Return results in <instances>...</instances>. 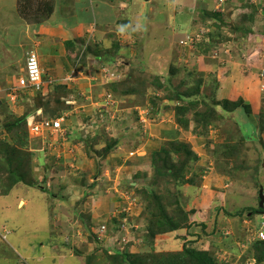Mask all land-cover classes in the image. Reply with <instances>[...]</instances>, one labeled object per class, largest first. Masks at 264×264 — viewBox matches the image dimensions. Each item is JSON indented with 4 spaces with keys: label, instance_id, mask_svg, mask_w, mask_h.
Segmentation results:
<instances>
[{
    "label": "rangeland",
    "instance_id": "1",
    "mask_svg": "<svg viewBox=\"0 0 264 264\" xmlns=\"http://www.w3.org/2000/svg\"><path fill=\"white\" fill-rule=\"evenodd\" d=\"M5 1L8 0H0L2 3ZM47 1L52 2L44 0L45 5L41 7L39 0H16L15 10L0 3V264H197V261L183 255V247L205 251L215 264H264V261L259 263L256 255H253L252 243H246L247 236L249 240L253 236L246 232L245 225V221H249L250 226H257L262 215L252 214L251 208L257 206L259 190L262 189L256 175L259 170L264 174L263 166H259L264 161V127L261 125L264 123V111L255 117L256 121L259 120V129L253 133L249 143L237 141L231 150L226 151L225 162H208L210 156L205 159L202 157L206 155L200 158L196 155L197 160L188 168L186 177H191L192 183L198 184L204 179L202 184L207 187L201 193L206 204L191 205V198L187 199L190 196L185 193L189 186L187 184L175 187L172 180L158 181L156 184L150 155L158 144L161 146L166 141L158 143L155 136L147 133L139 135L140 139L136 138L144 131L139 130L138 113L146 117V125L153 127L163 122L173 124L174 120L185 117L189 121L178 125L182 128L177 131L181 139L176 140L183 142L188 135L186 138L191 140L188 144L200 151L201 155L209 147L213 148V145L209 146L208 135L204 132L210 131L211 135L214 128L219 126L215 121L204 127V115L212 109L213 100L218 101L212 79L214 75H228V67L232 62L238 65L242 74H246L247 63H252V54L256 51L255 48L251 50L254 45L261 48L264 58V11L255 10L248 16L241 7L232 5V0H226L221 5L215 4V0H206L204 4H197L195 0H180L174 9H168V4L164 7L166 0H126L125 3L123 0H111L113 6H117L115 17H118V21H124L123 27L120 22L115 24L116 29L121 26L120 39L123 37L128 42V33L138 32L141 26L143 36L139 37L138 42L132 40V44L120 46L116 60L104 59L106 65L99 67L97 72L101 70L102 73L97 77L90 74L88 57H93L96 51L110 50L113 39H109V42L106 39V46H103L96 30L94 34L88 32L83 42L76 40L72 45H65L66 59L74 61L73 64L80 70L76 71L72 79L76 86L64 85V89L55 87L44 94L13 92L10 87L12 81L21 74L26 53L35 50L39 61L44 57L45 50L36 45L32 47L31 42L36 39L33 29L48 16V8L45 7ZM22 6L28 9H22ZM190 8L196 10V15L194 11H188ZM127 13L130 20L127 19ZM68 17L71 18V14ZM69 21L72 22V19ZM124 25L129 28L124 29ZM251 25L252 34L260 40L257 44L253 36H242L243 28H250ZM115 26H110V29ZM96 28L101 29V26L97 24ZM21 29L22 35L17 32ZM189 36L197 40L192 43L186 41ZM248 37L251 38L249 41ZM94 45L93 50L86 48ZM74 53L76 57L71 59ZM109 70L115 73L113 77L108 76ZM262 72L259 73V81L264 84ZM84 74L92 77L94 83L98 81L94 85L96 88L92 86L89 89L91 93L86 89L82 91L78 86V79ZM106 93L119 103V108H129L119 112L122 114L120 120L118 112L114 115L110 113L115 106L109 103L100 112L95 109L94 115L102 116L97 117L96 121L77 115L78 125H73L71 132L62 139L57 135L42 138L44 144L41 139L33 138L23 123L25 114L36 109H42L52 116L75 108L79 109L81 115L83 111L79 107L88 103L87 99ZM62 98L73 102V107H69ZM180 106L183 110L177 109ZM216 111L222 112L219 107ZM230 112L226 111V121L232 130L235 127L229 120L233 119ZM212 116L215 118V114ZM109 118H114L111 123ZM100 120L105 122L101 123ZM195 123H198L199 131L204 135H197ZM124 127H128L127 131L123 130ZM140 143L147 146L148 158L147 164H143L142 170H139L142 172L136 175L140 183L138 188H148L151 183V186L156 184L161 192L166 193L164 187L168 186L169 192L164 194L167 195L165 202L173 204L162 206V200L158 208L157 204L154 206L148 199L144 200L140 189L130 186L127 181L126 188L121 185L115 192L114 200L118 198L116 207L106 213V219L94 220L92 225L95 213L87 211L89 208L82 199L86 200L93 193L91 190L99 189V184H103L99 167L111 164L106 156H110L113 151L119 152L121 144V148L126 150V147L139 148ZM42 145L47 147L43 148ZM216 147L220 150V146L215 144L212 153L216 152ZM247 157L249 161H254L247 163ZM80 158L91 163L89 170L82 171L81 163L78 162ZM174 158L177 159L176 156ZM146 168L150 170L146 171L147 174ZM215 169L231 176V180L226 178L220 182L221 176L215 175ZM122 171L125 172L126 168ZM229 181L234 182L229 184ZM261 182L264 186V180ZM227 183L229 187L220 190ZM11 184L13 189L9 191ZM105 185H100L104 187L102 191L107 190ZM236 186L241 188L238 199L232 196ZM20 198L26 203L22 206L21 201L18 207ZM195 207L204 212L200 211L201 214L194 219L190 217L194 224L188 226L189 219H186L185 213L188 211L192 215L191 211ZM57 215L59 218H68L59 227L64 233L60 234L65 249L55 246L53 254L56 252L57 255L50 257L52 251L49 245L54 232L51 225H59L60 221L55 220ZM160 215L166 217L162 218V222L158 221ZM167 216L178 223L177 230H167L170 224ZM71 221L75 224L69 225ZM98 224L106 225L101 235L98 233ZM92 245L95 246L94 250L88 251ZM181 256L186 257L179 261Z\"/></svg>",
    "mask_w": 264,
    "mask_h": 264
},
{
    "label": "crops",
    "instance_id": "2",
    "mask_svg": "<svg viewBox=\"0 0 264 264\" xmlns=\"http://www.w3.org/2000/svg\"><path fill=\"white\" fill-rule=\"evenodd\" d=\"M39 1H41V3H40L41 7H44V5H45L44 0H39ZM179 1L180 0H173V1L166 0L164 7H166L168 4V6H167L168 9H170L171 7L174 9L177 7ZM205 1L206 0H195V2L197 4L198 3L204 4ZM42 2H43V4H42ZM47 2H48L47 6H45V7L48 8V12H49L48 17L41 19L40 23H38L35 26V28L33 29L32 32H33V35L36 37V39L34 38L31 42L32 47L36 45L37 48H42L43 50H45L44 57L39 62H40L42 70H44L43 76L47 77V79L62 78L70 71V69L72 68V66L74 64H71L65 57V54H66L65 45H72L76 40H78V41L82 40V42H83L84 39H86L88 37L87 32L90 31V26L93 24L95 27L94 30H96V32H98V34H96L97 38L102 39L101 41H103V43H101V44L103 46H106L105 45L106 39L108 40V42H109V39L110 40L113 39V41H111L110 50L102 51L101 53H102L103 57L106 56L104 54V52L107 53L109 55V57L114 59V60H116L117 56L119 55L120 46H122L123 44L125 46H127L128 44H132V42L136 41V40L138 42L139 37L143 36L141 26H139L138 32L136 31V32L128 33V37L130 38V40L128 42H126L125 38H123V37H122V39H120L119 31H120V27L121 26L123 27L124 21H118V17L117 16L115 17L114 12H116L115 10H117V6L116 7L113 6L111 0H52V2L51 1L50 2L47 1ZM122 2L125 3L126 0H123ZM0 3H1V5H3L4 7H7L10 10L16 9V0H11V1L8 0V1H5L3 3L2 2H0ZM231 3H232V5H235V7H237V8L241 7V9L244 10L243 13H246L247 15H250L255 10H256L255 12H258L256 6L259 4H262V6L264 7V0H254V3L249 2V0H232ZM241 4H244V5L242 6ZM48 5H49L50 9H49ZM190 10H191V12L194 11L193 14L196 15L195 9L194 10L192 8L188 9V11H190ZM68 14H71V18L68 17ZM18 17H19V15H18ZM181 18H182V16H181ZM69 19H72V22H70ZM127 19L130 20L128 13H127ZM66 20L68 23L66 22ZM118 22L121 23V26L116 29L115 24ZM97 24L99 26H101V29L96 28ZM110 26L111 27L115 26V27L111 30ZM252 27H253V25L250 26L251 30H252ZM127 28H129V27L128 26L125 27V25H124V29H127ZM22 31H23V29H21V31L18 30L17 32L18 33L20 32L22 35ZM93 32H92V34H94ZM252 32H253V30L251 31V33H248L245 36H249V37L253 36L255 38L254 40L256 41V44H257V42H260V40H257V38L255 37V34L254 33L252 34ZM250 39L251 38H249L248 41ZM262 40H264V39H262ZM90 44H92V43H90ZM97 44H99V46L101 45L100 43H97ZM115 45L117 46V48L116 47L113 48V46H115ZM254 46H256V45H254ZM254 46H252L251 50H253L255 48L256 51L253 52V54H252V56H254V58L251 59L252 63H250V64L247 63L249 66H248V70H247L246 74H244V73L242 74L238 65H236V63L232 62V63H230L232 66L230 65L228 67L229 74L224 75L223 77L218 76V78L220 77V80L218 82L217 87H215V90H214L217 100H224L227 98L230 100H237L238 98H240L243 100L245 105L249 106L248 109H250V110L246 111L243 107H237L236 109H234L233 111L230 112L233 115L232 116L233 119H229V118L228 119L234 124V127H235V129H232V130L229 129L228 122L226 121L227 113L224 112L225 113L224 119H222L221 121L218 122L219 123L218 128H214V131L211 133V135H210V131L208 132V138H210L213 141L209 144V146L213 145V148H215V144L216 145L218 144L220 146V150H217L215 153H212L213 148L209 147L208 150L204 153L202 152L203 154L201 155L200 154L201 152L198 150H195L196 148L194 149L193 146L191 145V147L193 148V150L195 151V153L198 155L199 158L201 156L206 155V156L202 157V158L206 159L207 157L210 156L209 158H207L208 162H211L212 160H220L221 162L222 161L225 162L227 160V158L225 157V154H226V151L228 149L231 150L233 145H235V143H237V141H240L241 143H245V144L249 143L251 137L253 136V133L255 131H257V129H259V123H258L259 120L256 121L255 117L259 116L260 113L262 111H264V87H262L263 83H261V81H259L260 80L259 79V73L264 70V68H263L264 67V63H263L264 58L262 57L263 54L261 52L262 51L261 48L258 46L256 48ZM115 51H117V52H115ZM247 59H250V58H247ZM101 62L102 61L98 57H95L94 55H93V57H88L87 66L90 69L91 75L93 73L95 76L99 77V75L102 73V71L99 70L100 72L98 73L97 70L99 69L100 66L102 67ZM84 67H86V66H84ZM251 67H252V70H250ZM50 72H53V74L50 75ZM215 77H217V76L214 75L213 78L215 79ZM91 78L86 74H84V76L79 77V79H78L79 85L78 86H79V88H81L82 91L86 89V90H88L87 91L88 93H91L89 91V89L92 88V86L95 87L94 85L98 84V81L96 84L93 82L94 80H92ZM12 82H14V80ZM69 85L72 87L75 85V83L71 82L68 84V86ZM51 89H52V85H50L48 83V86L46 87V83L44 82L42 93H45ZM105 91H109V89L105 90ZM21 92H22V94H26V93L29 94L30 93L29 91H24V90ZM101 94H98L95 98H90V100L87 99L86 101L88 103H83L80 107L78 106L83 111V114H81V115H80L79 109H75V108L70 109V110H72L73 114H69V116L64 121V124H66V126L69 129L68 132H71L73 130V127H74L73 125H75L79 122L76 119L77 115L82 119L83 118L84 119L90 118L92 120V116H94V114H96V113H94L95 109H99L100 105L103 102V97L101 96ZM114 106L115 107L112 110V112L109 111L113 115L117 112L121 113L124 109H129L128 107H122V108L120 107L119 108L120 105H119V103H117V101L115 102ZM118 108L120 110H118ZM219 110H220V108H219ZM75 112H78V113L74 114ZM120 113L118 116V120H120L122 118V117H120L122 115V114L120 115ZM113 119L109 118L108 120L111 123V121ZM263 120H260V121L262 122ZM110 123H109V125H110ZM168 124L169 125H167L166 123L163 122V123H159V124L155 125L154 127H153V125L152 126L146 125V127L147 126L148 127L146 130L144 129L143 133L139 132L140 134H138V135L135 134L136 138L140 139L141 136L139 137V135H143L144 133H147L148 135L155 136L158 140V143H160L162 141L169 140V139H174V138L175 139H181L180 136L178 135L177 131H178V129H182V128L179 127L178 124L175 123V120H174L173 124H170V123H168ZM261 125L264 127L263 122L261 123ZM127 128L128 127H124L123 130L127 131ZM241 128H242V131H240ZM179 131H181V130H179ZM262 136H264V134H262ZM186 137H185V140L183 142H187V143L189 141L191 142V140H188ZM33 138L40 140L39 137L33 136ZM262 140L264 141V138H262ZM145 143H147V142H145ZM202 145H204V144H202ZM121 146H122V144L120 145V148L118 149L119 152L113 151V152H111L110 156H106L107 157L106 160L111 162V164H105V165L99 167L100 172L102 174V177L100 179H101V182H103V184L100 183L98 186L99 189H101V193H99V191H100L99 189H93V190H91L93 193L90 196H88L86 198V200L82 199V201H85V205L87 204V207L89 208L87 211H90V212L92 211L93 213H95L92 216V218H93L92 219V225H94L93 223H95L94 220L95 221H103L104 219H106V213H109V211L111 210L112 207H116V203L118 201V198L116 200H114V198L116 196L115 192H117L118 187H121V185H123V187L126 188L125 183L127 181H129V183H127V184H129L130 186H134L137 188L140 187L139 179L136 180V175H138V174H140V172H142V171H139V170H142L141 166L143 164H147V158H148L146 156L147 146L142 145V143H140L139 148L136 147L137 149L136 148L130 149V148L126 147L127 151L125 149L121 148ZM159 147L160 146L158 144V147H155L154 150L158 149ZM133 150H135L134 153L132 155L129 154V152L133 151ZM209 153H210V155H208ZM252 156H254V154ZM251 161H254V159ZM251 161H249L248 157H247V163H249ZM78 162L81 163L80 168L82 169V171H85L86 169L89 170L91 168V163L88 162L87 160L83 161V158H80ZM262 162H263V164H259V166H263V168H264V161H262ZM139 165H140V167H139ZM125 168H126V171L125 172L122 171ZM211 169H213V168H211ZM91 171H92V169H91ZM127 171L129 174H127ZM146 171L149 172L150 171L149 168H146L145 174H147ZM214 173H216L215 175L221 176L219 178L220 182L222 181V179L226 180V178L227 179L229 178L231 180V178H232L231 176L228 177L227 175H223V172L219 171L218 169H215ZM90 178L88 177V179H90ZM256 178H258V184H260V186L264 190V186L262 185V182H261L264 180V174H262V172H260V170L258 171ZM243 180H245V179H243ZM68 181L73 184V182L70 181L69 179H68ZM106 182H108V183H106ZM233 182L234 181H229V184H232ZM105 183H106V185H105ZM202 183H204V179H203ZM202 183L198 184V182H196L193 185L187 184V185H189L188 186L189 188L188 187L186 188L185 193H187L190 196V197H186V198L187 199L191 198V205L193 204L196 206V204L200 205V203H204V204L207 203L203 193H201V192H204V191H202V189H205L207 186H205ZM229 184L227 183V184H225V186L222 185L220 190L221 189L223 190L222 187H225V188L229 187ZM248 184L249 183H247V185ZM100 185H103V186L105 185V187H107V190L102 191V189H104V187L100 186ZM93 187H94V185L91 188H93ZM216 187L218 188L219 186L216 185ZM11 189H13V187ZM11 189H9V191ZM230 190H232V187H231V189H229V191ZM190 193H191V195H190ZM263 195H264V193H263ZM232 196L236 199L239 198L238 196H241L240 186H238L236 188V190H234V189L232 190ZM21 201H23L22 206H24L26 203V201L24 199L20 198L17 201L18 207L20 206L19 204L21 203ZM189 202H190V200H189ZM55 204L57 205L58 202L56 201ZM55 209H57V207H55ZM193 209H194V211H191L193 218L194 217L196 218V216L199 213L201 214V212H204L202 209L198 211L196 207ZM48 213H49V211H48ZM100 213H103V214H101L100 217L98 218L97 216ZM49 216H50V214H49ZM59 217L60 216L57 215L56 219H55L57 221H60V223H58L59 225H56L55 227L53 226V224L51 225V227L54 228V232L52 234L53 238L51 239V244L49 245L50 250L52 251V252H50V253H52L51 255H49L50 257L51 256L55 257L54 255H57L56 252H55V254H53V251L54 250L56 251V247H61V248L65 249V247L63 246V236H62V234H60L61 232L63 233V231L59 227H61V225L63 226L64 222L68 218L63 219V218H59ZM68 223H69V225L75 224L72 221L68 222ZM68 223H67V225H68ZM92 225H90V227H92ZM98 225H100V224H98ZM96 227L97 226H95L94 228H96ZM56 230H58V231H56ZM51 246L54 247L53 250H52ZM94 247L95 246L92 245V247L88 251H93ZM57 258H60V257H57Z\"/></svg>",
    "mask_w": 264,
    "mask_h": 264
},
{
    "label": "trees",
    "instance_id": "3",
    "mask_svg": "<svg viewBox=\"0 0 264 264\" xmlns=\"http://www.w3.org/2000/svg\"><path fill=\"white\" fill-rule=\"evenodd\" d=\"M22 9H28V7L22 6ZM212 14H214V13L212 12ZM212 14H210V15H212ZM235 29L238 30V28H235ZM248 33H251V29L249 27H244L242 36H245ZM95 45L93 47L89 46L88 49L89 48H91L92 50L95 49ZM114 47L117 48L116 45ZM115 52H117V51H115ZM100 53H101L100 51L99 52L96 51L94 56L98 57L102 62L104 61V59L108 60L110 58L107 53L104 52V54L106 55L104 57L102 56V53L101 54ZM75 57H76V54L74 53L72 55L71 59L72 58L74 59ZM73 62L74 61H72V60L70 61L71 64H73ZM104 62H106V61H104ZM219 76H221V75H219ZM219 80H220V77L218 78V76L215 77V79L214 78L212 79V81L215 85L214 87H217ZM55 85L56 86H54V88L56 87V88L64 89V87H62L64 85H60V84H55ZM54 88H53V90H54ZM197 92L198 91H196V93ZM189 101H191V100H189ZM193 101H195V100H193ZM191 104H194V102ZM213 104L214 105H213L212 109L207 111L206 114L204 115L205 116L204 127H207L209 123H213L215 121L219 122L222 119H224L226 111H229V112L233 111L237 107H243L247 111V108H248V106L245 105L243 100L240 98H238L237 100H230L228 98L224 99V100H218V101L213 100ZM217 107H219L222 112L217 113L218 112V111H216ZM177 109L183 110L182 107L177 108ZM223 111H225V113ZM59 113L60 112H57V113L53 114L52 116L59 115ZM212 114H215V118L212 116ZM25 116H26V114H25ZM24 119H25V117H24ZM175 121L180 126V123L186 124L189 120H188V118H185V117L182 118L181 117V118L176 119ZM23 123H24V120H23ZM194 126L196 127L197 135L202 136L203 133H201L199 131L200 128H198V123H195ZM206 129H208V128H206ZM204 132L208 135V132L206 130ZM207 140H209L208 144H210L212 142V140L210 138H208ZM169 147H171L170 150H168ZM215 151H217V147H216ZM196 155L197 154L195 153V151L191 147V144H188L187 142H182V141H180V143H179L178 140H176L175 138L170 139L168 141L166 140V142H164L160 146V148L152 151V153L150 155V160H151L150 163L152 165L153 177H154V180H156L155 181L156 184H158V181L160 183V181L168 182V180H172L175 187L181 186L182 184H191V185L195 184V183H192L193 180L191 177H189V178L186 177V173L188 172V168L190 166H193V164L196 162V160H197ZM175 156L177 157V159L174 158ZM179 157H181V159H178ZM158 178L160 180H157ZM152 184H154V182H152ZM156 184L154 186L153 185L151 186V183H150L147 186L148 188L143 187L141 189L140 188H137V189H140L141 193L143 194L144 200L147 201V199H148L150 201V203H154V206L157 204L156 207H158V208L161 207L160 204L162 203V200L164 201L162 206H164V204L166 206L173 204L171 202H165L167 200V195H164V194H167L169 192V189H168L169 187L165 186L164 188H166V193H163L160 191V189L158 187H156ZM12 185L13 184H11L10 187H8V189H10ZM176 201H177V199H176ZM167 203H168V205H167ZM175 205L177 206L176 203H175ZM251 212H253L252 214L264 213V207L260 208L257 205L256 207L251 208ZM185 217H186V219H189L188 226L194 224L192 222V219H194V218L190 219V217H192V215H190L188 211L185 213ZM162 218H166V217L164 215H160L158 217V221L162 222ZM168 219H169V217H168ZM167 222H170V224L168 223V225H169L168 228L171 229L170 230L167 228V230H169V231L177 230L178 223L175 220L171 221L169 219V221L167 220ZM201 224L204 225L203 223H201ZM252 248H254L252 253L254 256L256 255L255 257L258 259L259 263L264 261V240H255L252 243ZM183 255H187L190 259L192 258L193 260L197 261V264H215L213 258H211L208 254H206L205 251L196 249L194 247H183ZM181 257H182V259H179V261L183 260V258L186 256H181Z\"/></svg>",
    "mask_w": 264,
    "mask_h": 264
},
{
    "label": "built area",
    "instance_id": "4",
    "mask_svg": "<svg viewBox=\"0 0 264 264\" xmlns=\"http://www.w3.org/2000/svg\"><path fill=\"white\" fill-rule=\"evenodd\" d=\"M223 1V0H219ZM191 43L196 41V37L192 40V37H187ZM186 42H184L185 44ZM76 76V70H71L65 77V80H72ZM43 78H42V69L39 65L38 56L34 50L27 52V56L25 58V64L23 67V72L17 77L16 82L10 87L11 91L21 92L23 90H31L37 91L41 90L43 86ZM264 87V84L262 85ZM9 88V89H10ZM16 95V93H14ZM66 114H61L59 117H46L43 116L41 109L35 111V113L30 114L27 117V124L30 130V133L34 136L42 138H49L52 135H64L68 127L64 124ZM144 120V119H142ZM83 125V124H82ZM46 142V141H45ZM44 144V141H43ZM44 147V146H43ZM47 147V146H45ZM132 154V153H131ZM245 225L247 227L246 232L249 235H252L251 240H249L247 236V244H251L254 240H264V214H262L259 223L254 226H250L249 221H245ZM106 228V225L102 224L98 228V233L101 235ZM253 228V229H251ZM253 264V263H250Z\"/></svg>",
    "mask_w": 264,
    "mask_h": 264
},
{
    "label": "clouds",
    "instance_id": "5",
    "mask_svg": "<svg viewBox=\"0 0 264 264\" xmlns=\"http://www.w3.org/2000/svg\"><path fill=\"white\" fill-rule=\"evenodd\" d=\"M214 1V0H213ZM216 2L217 3H220V5H221V3H225L226 2V0H223L222 2L221 1H219V0H215V4H216ZM249 2H251V3H254V0H249ZM217 7H219V6H217ZM217 7H215V8H217ZM256 8H257V11L259 12V11H264V7L262 6V4H259V5H257L256 6ZM48 17V16H47ZM94 24L93 25H91V27H90V31H89V33H92L93 31H94ZM88 33V32H87ZM185 45V44H184ZM186 46V45H185ZM89 46H87L86 48H88ZM186 47H188V46H186ZM35 51V50H34ZM36 52V51H35ZM26 56H27V53H26ZM26 56H25V58H26ZM38 61H39V58H38ZM24 64H25V62H24ZM101 64H102V66H104V65H106V63L103 61V63L101 62ZM104 64V65H103ZM39 65H40V62H39ZM77 66H78V64H77ZM24 67V66H23ZM40 67H41V65H40ZM42 69V68H41ZM73 69H75L76 71H78L79 70V68L77 69L76 68V64H74L73 66H72V68L70 69V71L71 70H73ZM69 71V72H70ZM80 71V70H79ZM23 72V69H22V71H21V73ZM43 70H42V78H43V81L45 82V77L43 76ZM68 72V73H69ZM67 73V74H68ZM79 73V72H78ZM66 74V75H67ZM20 75V74H19ZM18 75V76H19ZM66 75L64 76V77H62V78H58V79H46V81L50 84V85H52V90H53V88H54V86H56L55 84H60V85H68L69 83H71L72 82V80H70V81H68V80H65V77H66ZM115 75V73L113 72V70H109V74H108V76L109 77H113ZM17 76V77H18ZM16 79L17 78H15L14 79V82H13V84L16 82ZM43 86H44V83H43ZM43 86H42V89L41 90H37V91H31V90H24V91H29V92H31V93H29V94H32V93H35V92H40V93H42L43 92ZM42 94H44V93H42ZM103 97V102H102V104L100 105V108L98 109V112H100V110H101V108L102 107H107V104H109V103H113V106L115 105L114 103L116 102V100H114V99H112L113 97H112V95L111 94H108V93H106V95H103L102 96ZM63 99V101L69 106V107H73L72 106V103L73 102H71L70 100H68V99H66V98H62ZM36 110H38V109H36ZM36 110H33V111H31V112H29L28 114H26V116H25V119H24V122H25V126H26V128H27V131L29 132V134L33 137L34 135H32L31 133H30V130H29V127H28V124H27V117L30 115V114H32V113H35V111ZM41 112H42V114H43V116H46V117H52V118H55V117H59L61 114H66V116H65V118H67L68 116H69V114H73L72 113V110H70V109H68V110H66V111H63V112H61V113H59V115H56V116H51V115H48V114H46V113H44L43 112V110L41 109ZM138 115H140V117H139V119H138V126H139V130L140 131H143L144 130V127L146 126V122H147V120H146V117L145 116H143L142 114H139L138 113ZM97 117H102L101 115H94V116H92V120H95L96 121V119H97ZM90 119V118H89ZM102 119V118H101ZM142 119H144V120H142ZM91 119H90V121H92ZM102 120H100V122H101ZM103 122H105V121H102V123ZM82 124H84V122H81ZM87 124V123H86ZM68 131H69V129L67 130V132L66 133H68ZM65 133V134H66ZM64 134V135H65ZM64 135H57V136H59V139H62L63 137H64ZM34 137H38V136H34ZM40 138V137H39ZM42 147H43V145H42ZM43 148H45V145H44V147ZM137 149V148H136ZM134 151L135 150H133V151H130L129 152V154H133L134 153ZM131 154V155H132ZM258 199H259V197H258ZM264 207V206H263ZM259 214H264V213H259ZM262 216V215H261ZM260 219H261V217H260Z\"/></svg>",
    "mask_w": 264,
    "mask_h": 264
},
{
    "label": "water",
    "instance_id": "6",
    "mask_svg": "<svg viewBox=\"0 0 264 264\" xmlns=\"http://www.w3.org/2000/svg\"><path fill=\"white\" fill-rule=\"evenodd\" d=\"M258 195H259L258 206L260 208H262L264 206V195H263L262 189L259 190V194ZM192 211H194V209Z\"/></svg>",
    "mask_w": 264,
    "mask_h": 264
}]
</instances>
